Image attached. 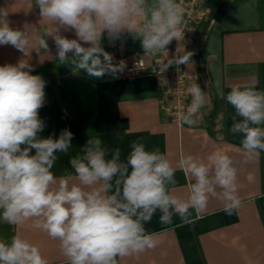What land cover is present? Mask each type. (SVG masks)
Instances as JSON below:
<instances>
[{
  "label": "clouds",
  "instance_id": "obj_1",
  "mask_svg": "<svg viewBox=\"0 0 264 264\" xmlns=\"http://www.w3.org/2000/svg\"><path fill=\"white\" fill-rule=\"evenodd\" d=\"M35 4L42 21L52 25L43 35L53 36L59 63L84 70L89 77L118 78L126 67L123 60L114 65L113 56L101 46L105 30L109 41L120 39L125 31L139 38L146 58L167 53L166 46L184 36V8L177 0H35ZM7 17L8 10L0 8V45L10 44L27 56L29 33L11 28ZM54 24L74 29L77 39L58 34ZM36 44L48 48L42 36ZM192 55L181 54L178 47L163 70L172 65L179 70ZM31 71L26 59L0 66V221L17 226L32 221L33 227L59 242L67 264H120L122 258L156 248L160 233L147 231L145 225L157 212L163 225H171L178 216L180 227L200 219L210 197L221 200L229 216L243 206L238 169L222 151L206 159L184 155L174 166L166 154L146 150L139 140L132 142L122 160L119 148L109 155L101 139L93 137L81 154L69 159L72 171L57 177L52 171L57 153L69 152L73 134L65 129L56 139L38 136L44 128L38 110L45 103V81ZM188 92L191 103L178 117L191 127L206 96L195 82ZM224 98L235 110L230 132L242 138L245 160L257 158L264 152V91L255 84H234ZM177 168L190 181L186 199L170 187L177 184ZM0 264L49 260L37 245L16 233L0 238Z\"/></svg>",
  "mask_w": 264,
  "mask_h": 264
},
{
  "label": "crops",
  "instance_id": "obj_2",
  "mask_svg": "<svg viewBox=\"0 0 264 264\" xmlns=\"http://www.w3.org/2000/svg\"><path fill=\"white\" fill-rule=\"evenodd\" d=\"M212 5V26L204 45L205 69L200 76V87L206 99L196 117L197 123L191 127L179 126L168 119L161 108L159 82L146 70L136 77L119 74L118 78L109 74L100 78L87 77L89 98L97 111L93 128L109 155L119 148L122 160H126L132 142L137 140L148 151L158 149L166 154L174 166L188 154L206 159L216 151L227 153L238 169V192L243 206L229 216L223 211V202L210 197L206 209L200 213L201 218L180 227H177L181 223L178 216H173L171 225H163L157 212L145 225L147 231L160 233L157 247L138 256L122 258L120 264H264V152L257 158L245 160L242 138L230 132L235 110L226 102L216 117L213 133L207 129L214 97L225 101L226 93L234 84H255L257 90L264 91V22L256 16L257 0H212ZM0 8L8 10L10 27L27 31L31 41L25 50L27 56L10 44L0 45V66L15 65L26 59L32 66V75L65 78L68 65L59 63L53 36L43 35L52 25L42 21L35 0H0ZM223 10L229 12V27L222 26V21L214 24L215 16ZM53 27L59 28L58 34L77 39L74 29L66 30L55 24ZM40 36L45 39L47 50L36 44ZM102 39H108L106 30ZM114 43L110 48L117 56L129 61L140 59L149 68L155 64V57H145L141 40L133 39L127 31ZM193 49L194 39L188 43L186 51L193 52ZM185 69L190 76L199 75L194 58L190 57ZM38 114L44 123L43 130L38 133L41 138L56 139L65 129L73 134L69 152L57 153L58 160L52 169L57 177L64 175L65 170L71 172L69 159L81 154L88 140L80 125L63 111L52 86L45 85V103ZM175 176L177 184L170 187L186 199L189 178L179 168ZM5 224L0 221V227ZM12 226L14 234L20 233L40 248L49 264H67L59 242L33 227L32 221Z\"/></svg>",
  "mask_w": 264,
  "mask_h": 264
},
{
  "label": "built area",
  "instance_id": "obj_3",
  "mask_svg": "<svg viewBox=\"0 0 264 264\" xmlns=\"http://www.w3.org/2000/svg\"><path fill=\"white\" fill-rule=\"evenodd\" d=\"M184 8V36L179 40L173 39L166 46L167 53H161L155 57V64L147 67L140 59L129 61L128 58H121L113 52H108L113 56V64H119L121 60L128 63L122 73L123 77H136L149 70V74L155 76L159 82L162 94L161 108L168 119L179 126L185 125L178 117V113L184 112L191 103V94L188 92L193 82L199 85L200 76H190L187 74L185 64L169 66L163 70V64L167 63L176 54L179 47L181 54L187 49L190 41L195 39L200 32L204 22L209 20L213 14L212 0H177ZM201 108L197 114L200 115Z\"/></svg>",
  "mask_w": 264,
  "mask_h": 264
},
{
  "label": "trees",
  "instance_id": "obj_4",
  "mask_svg": "<svg viewBox=\"0 0 264 264\" xmlns=\"http://www.w3.org/2000/svg\"><path fill=\"white\" fill-rule=\"evenodd\" d=\"M256 16L262 23L264 22V0H257ZM211 26L212 19L204 22L200 28L199 34L194 39V51L192 52L193 55L191 58H194L197 62L199 76L204 74V45L208 40V33ZM114 44V41L101 39V46L106 52H113L110 46ZM42 79L45 81V85L52 86L55 89L61 108L69 117L80 125L87 140L96 137L93 128V120L97 111L96 107L93 106L92 100L89 98L86 103H83L79 96L73 91L68 81L62 76H45L42 77ZM224 102V99L219 97H214L213 99V109L207 117V129L211 133H213L212 131L216 127V117L224 109ZM88 103L90 104L89 107L86 106ZM12 235H14V227L12 225L5 224L0 227V238H10Z\"/></svg>",
  "mask_w": 264,
  "mask_h": 264
},
{
  "label": "rangeland",
  "instance_id": "obj_5",
  "mask_svg": "<svg viewBox=\"0 0 264 264\" xmlns=\"http://www.w3.org/2000/svg\"><path fill=\"white\" fill-rule=\"evenodd\" d=\"M226 7H229V3L228 5L226 3ZM222 12V14L218 13L215 16L214 24L217 23L216 25H218V23L222 21V26L226 25L229 27V12L227 13V11L225 10H223ZM65 75V79L68 81L73 91L79 96L83 103H86L87 100H89V96L91 95V92L89 90V82L87 80L88 74L84 70L73 71L70 66H67ZM200 83L201 79L199 81V86Z\"/></svg>",
  "mask_w": 264,
  "mask_h": 264
}]
</instances>
